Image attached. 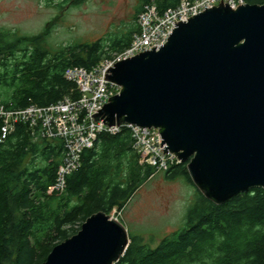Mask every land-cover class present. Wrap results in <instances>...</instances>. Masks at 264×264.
I'll use <instances>...</instances> for the list:
<instances>
[{
    "label": "trees",
    "instance_id": "1",
    "mask_svg": "<svg viewBox=\"0 0 264 264\" xmlns=\"http://www.w3.org/2000/svg\"><path fill=\"white\" fill-rule=\"evenodd\" d=\"M181 0H139L136 17L147 3L161 10ZM264 5V0H245ZM128 32L49 51L45 35L18 37L0 31V106L8 111L48 107L65 97L77 98L65 78L72 67L92 69L127 49ZM47 36V35H46ZM0 118V264H43L52 249L77 234L93 214L123 212L137 190L155 173L134 153L130 130L101 133L83 152L80 167L66 177L63 192H49L64 163L65 143L45 138L41 126L16 123L4 134ZM187 163L166 171L169 180L192 182ZM184 228L156 247L133 236L116 264H264V188H254L223 205L196 189Z\"/></svg>",
    "mask_w": 264,
    "mask_h": 264
},
{
    "label": "water",
    "instance_id": "2",
    "mask_svg": "<svg viewBox=\"0 0 264 264\" xmlns=\"http://www.w3.org/2000/svg\"><path fill=\"white\" fill-rule=\"evenodd\" d=\"M106 80L122 87L94 115L106 125L157 128L164 154L223 205L264 188V5L222 4L177 23L166 45L121 61ZM127 230L104 212L56 245L43 264H116Z\"/></svg>",
    "mask_w": 264,
    "mask_h": 264
},
{
    "label": "built area",
    "instance_id": "3",
    "mask_svg": "<svg viewBox=\"0 0 264 264\" xmlns=\"http://www.w3.org/2000/svg\"><path fill=\"white\" fill-rule=\"evenodd\" d=\"M222 1L234 10L246 5L245 0H181L178 6L161 10L156 4L147 3L137 17L138 31L133 34L131 45L127 49L115 54L113 58L102 60L92 69L72 67L66 70L65 78L74 84L77 98L65 97L48 107L31 106L15 111H8L0 106L4 134L13 130L16 123L28 124L34 129L40 125L45 138L60 139L65 143L64 163L58 170L56 184L50 188V193L65 190L66 177L80 167L83 152L94 147L101 133L115 135L124 127L131 132L132 148L140 165L166 172L181 163L176 154L170 151L164 154L166 145L162 147L163 138L159 129L127 123L110 127L104 123L105 119L96 123L93 116L110 103V98L122 91V87L106 80L111 68L154 48L158 51L167 44L177 23L188 22L207 9L220 6ZM113 211L121 215L118 209ZM110 218L115 217L112 215Z\"/></svg>",
    "mask_w": 264,
    "mask_h": 264
},
{
    "label": "rangeland",
    "instance_id": "4",
    "mask_svg": "<svg viewBox=\"0 0 264 264\" xmlns=\"http://www.w3.org/2000/svg\"><path fill=\"white\" fill-rule=\"evenodd\" d=\"M1 2L0 28L18 29L16 35L20 38L45 35L43 46L49 51L74 44H91L136 28V8L140 5L139 0H87L79 7L77 19L53 20L49 16L52 10L41 8L40 0ZM155 171L124 211L118 210L120 216L114 211L109 215H114L113 220L125 227L129 237H143L152 247L184 228L197 189L184 177L169 180L166 172Z\"/></svg>",
    "mask_w": 264,
    "mask_h": 264
},
{
    "label": "flooded vegetation",
    "instance_id": "5",
    "mask_svg": "<svg viewBox=\"0 0 264 264\" xmlns=\"http://www.w3.org/2000/svg\"><path fill=\"white\" fill-rule=\"evenodd\" d=\"M87 0H40L41 8H47L52 10L51 14L49 15L53 20H60L62 18L66 19H77L78 9L83 3ZM1 0H0V9H1ZM44 11V9H43ZM68 17H65V16ZM75 23H72V26ZM18 29L7 30L5 28H0V31L9 32L13 35L17 34ZM19 31V30H18Z\"/></svg>",
    "mask_w": 264,
    "mask_h": 264
}]
</instances>
